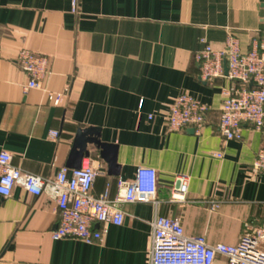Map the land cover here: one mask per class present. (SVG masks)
<instances>
[{
    "label": "crops",
    "instance_id": "crops-1",
    "mask_svg": "<svg viewBox=\"0 0 264 264\" xmlns=\"http://www.w3.org/2000/svg\"><path fill=\"white\" fill-rule=\"evenodd\" d=\"M230 33L244 52L255 41L264 45V0H77L76 10L73 0H0V152L26 172L53 177L72 169L78 128L94 127L118 146L120 165V175L109 174L89 147L82 165L100 170L95 195L109 188L116 197L118 181H133L139 166L158 174L154 198L122 203L123 224H108L104 240L91 244L53 239L56 203L15 186L11 196L0 195V264H150L157 215L179 218L186 234L210 245L237 244L246 223L264 222V171L251 167L264 148V126L245 123L242 140L226 141L219 120L227 73L209 84L195 60L205 41L219 49ZM24 49L49 58L40 88L26 90L29 77L18 63ZM48 91L65 95L61 105ZM181 93L210 106L199 132L167 129ZM179 174L190 178L184 202L171 198Z\"/></svg>",
    "mask_w": 264,
    "mask_h": 264
},
{
    "label": "built area",
    "instance_id": "built-area-1",
    "mask_svg": "<svg viewBox=\"0 0 264 264\" xmlns=\"http://www.w3.org/2000/svg\"><path fill=\"white\" fill-rule=\"evenodd\" d=\"M76 10L77 0H73ZM195 54L200 67V78L214 84L224 76L230 84L223 93L219 120V132L228 140L243 139V125L250 123L257 129L264 126V45L254 42L252 50L244 52L239 38L228 34L222 48H214L209 42ZM18 63L29 77L26 90L40 88L49 73V58L24 49ZM48 99L61 105L65 95L48 91ZM210 106L188 93L177 95L166 116L169 131L188 127L199 132L206 124ZM151 117V116H150ZM58 138L57 130L50 131ZM221 157V154H217ZM253 172L264 171V148L252 163ZM100 173L93 163H84L78 169L66 167L53 177H43L24 171L13 164L8 151L0 152V195L9 197L15 186H21L34 196L47 194L57 205L60 219L52 231V238H76L86 243L102 242L108 232V224L121 225L127 212L122 203L149 202L158 189V174L152 167L139 166L133 181H118L119 193L111 198L110 189L95 195L93 186ZM190 178L179 174L175 177L171 198L184 202L189 192ZM218 207L213 203L211 208ZM102 225L97 228L96 225ZM153 234L150 246V264H214L218 257L226 264H264V222L245 224L237 244L210 245L204 236L188 235L179 218L157 215L152 222Z\"/></svg>",
    "mask_w": 264,
    "mask_h": 264
},
{
    "label": "water",
    "instance_id": "water-1",
    "mask_svg": "<svg viewBox=\"0 0 264 264\" xmlns=\"http://www.w3.org/2000/svg\"><path fill=\"white\" fill-rule=\"evenodd\" d=\"M225 71L228 74L227 67H225ZM91 145L99 151L100 156L108 163V173L115 176L120 175V165L117 163L118 146L103 142L100 139L99 129L94 127L78 128L67 166L72 169L80 168L84 158L90 156L89 147Z\"/></svg>",
    "mask_w": 264,
    "mask_h": 264
}]
</instances>
